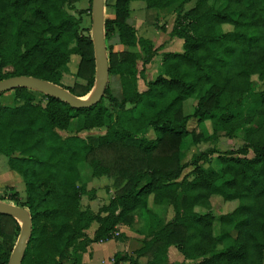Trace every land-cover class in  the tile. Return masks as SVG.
<instances>
[{
  "label": "trees",
  "instance_id": "trees-1",
  "mask_svg": "<svg viewBox=\"0 0 264 264\" xmlns=\"http://www.w3.org/2000/svg\"><path fill=\"white\" fill-rule=\"evenodd\" d=\"M77 1L0 0V80L33 76L77 97L91 91L93 41L81 33L80 19L66 10ZM131 1L153 9L177 4L168 36L183 40L181 50L161 52L156 75L145 80L143 91L137 79L163 46L136 36L129 23ZM190 1H114L113 17L104 19L105 40L115 37L125 49L108 47L109 81L97 104L73 108L47 93L43 103L25 86L13 88L14 105L0 104V155L25 186L24 200L9 186L0 200L27 208L31 217L21 264H84L87 245L112 239L117 225H130L134 212L145 219L143 245L133 253L115 252L111 264H157L158 253L166 256L171 245L189 264H264V0H221L219 5L195 0L184 9ZM74 56V78L82 82L64 86L61 80ZM115 75L121 98L110 88ZM253 76L260 86L253 87ZM247 95L256 108L243 115L236 108ZM193 96V110L185 114L183 103ZM255 116L258 122L244 130L246 143L240 148L224 153L209 148L181 163L183 139H203L196 132L201 125L209 138L219 132L231 136ZM75 118L82 120L79 130L105 126L106 131L63 137L59 130ZM211 158L213 167L205 171L200 163ZM81 163L113 182V195L96 213L81 206L82 196L93 199L96 190L80 182ZM189 165L193 178L181 177ZM212 196L237 204L215 216ZM164 201L175 217L159 227ZM20 231L15 217L0 213V264H8Z\"/></svg>",
  "mask_w": 264,
  "mask_h": 264
},
{
  "label": "rangeland",
  "instance_id": "rangeland-1",
  "mask_svg": "<svg viewBox=\"0 0 264 264\" xmlns=\"http://www.w3.org/2000/svg\"><path fill=\"white\" fill-rule=\"evenodd\" d=\"M115 0H104V18H112L114 15L113 10V4ZM195 0H192L186 4H184V9H189L194 5ZM212 2V0H211ZM221 0H214L215 5H219ZM130 16H129V23L134 27L135 33L137 37H144L152 40L155 43V46H163V49L157 53V55L154 57L153 64L150 66H145V69L143 71V75L145 77L142 78V85L145 86L144 82L145 80L151 79L154 75H156V71H154L158 65L161 62V52L167 51V50H174L180 49V45L175 43H171L173 39H169L168 32L172 29L175 23V18L177 15V4H173L167 8L163 9H153V8H147L142 1H132L130 4ZM66 10L73 14L75 17H78L80 19V28L81 33L84 35H90L92 38V10H91V2L89 0H79L76 3H74L73 6L66 7ZM26 18H32V13L28 12L26 14ZM225 29H228V26H225ZM174 42V41H173ZM183 42V40H181ZM106 45V52L108 54L109 46H112L115 51L123 50L125 49L124 46H121L119 43H117V39L115 37L109 38L105 40ZM137 48V47H136ZM138 49V48H137ZM72 61V66L70 67V71L63 74V78L61 80L62 84L64 86H71L74 82L80 81V79L74 78V69L76 68V64L78 62V57L74 56ZM76 60V61H75ZM142 61L139 59L137 60V67L138 70H141L142 68ZM153 70V73H152ZM145 72V73H144ZM252 85L253 87L260 86V82L256 78V76H253L252 78ZM96 81H97V74H96ZM96 86V82H95ZM94 86V88H95ZM37 96V99L42 101V95L45 94L44 91L38 90V89H32ZM94 90H92L87 96L84 97V99H87L92 96ZM194 99L195 97H190L183 103V111L185 114H189L193 110L194 105ZM43 102V101H42ZM13 100V89H7L4 90L0 94V104L1 105H14ZM44 103V102H43ZM105 103L108 104L107 100H105ZM256 108V105H254L251 101V97L249 95L245 96L243 99L241 105L236 108L241 114L247 115L252 114ZM258 122V117L255 116L253 121L250 122V124H242L239 129L234 132L233 135L228 136L224 132H219L218 135L214 138H209L208 134L206 133V129L204 125H201V128L196 129V132H202L204 134V138L199 141H194L191 137V135L185 137L183 139V143L181 146V163L185 164L188 163L193 155L198 154L200 151L207 150L209 148H213L218 153H224L228 152L230 150H236L240 148L244 143H246L244 130L247 127H252L256 125ZM82 120L80 118L73 119L68 128L65 130H59V133L66 137L71 134H78L81 137L89 138V137H96L98 135L104 134L106 131V127L101 128H92L89 130H79L81 126ZM193 123H190V129L193 127ZM208 129H209V123H206ZM152 135V134H151ZM217 154H214L213 157H215ZM249 156L252 155L251 152L248 154ZM5 161V167L4 164H0V196L6 195L5 193V187L10 184L7 181V178L9 176L13 178L12 180L18 179L22 182V185H17L16 190L19 191V194L21 196H25V190H24V183L22 177L16 173L13 170H10L7 165L6 157L4 155L0 156V162ZM214 159L211 158L209 161H202L200 163V166L205 171H209L213 167ZM192 166H187L183 169L181 177L186 176L188 179L193 178L192 175ZM79 171H80V182L86 186L87 189L94 191V198L91 199L89 196L84 195L81 198V206L82 208H90L94 213H96L99 208L110 199V197L113 195L114 192V186L112 179L102 175V176H95L93 174V170L87 163H81L79 164ZM9 172V173H8ZM9 174V176H8ZM180 177V178H181ZM22 186V187H20ZM10 191V190H8ZM24 200V198H21ZM2 201V200H1ZM3 202H7L4 201ZM237 204V201H223L221 197L218 196H212L211 197V211L215 214V216H218L222 213L228 212L232 210ZM23 207V206H22ZM197 210H203L200 207H197ZM159 220H158V226L163 225L165 222H171L173 221V218L175 217V211L172 207L168 206V202L164 201L162 202L161 207L158 211ZM131 223L128 227L123 226H116L114 231L112 232L111 236L112 239H115L119 237L121 239L120 241L124 242V246L128 249L129 253H133L134 249L141 247L143 245V239H140L136 241L134 238L132 240H129L125 232H130L131 236L132 233L137 232H144L145 230V219L144 216L139 215L137 212L132 213L131 217ZM96 224H93L90 229L87 230V233L89 235L93 234V230L95 228ZM124 230V231H123ZM219 232L218 226L215 223L214 225V234L217 235ZM143 235V234H142ZM144 236V235H143ZM110 240V239H109ZM105 242V241H100ZM176 248V247H175ZM117 249H122L121 246H115L112 245V243L108 245H101L97 249V257H107L110 255L112 251H115ZM175 252H178V256L182 258V253L179 252L177 249H175ZM85 253V252H83ZM158 263L157 264H189L190 261H183L180 262L176 259V261L169 263L167 256L163 254V252L158 253ZM83 258V254H82ZM83 260V259H82ZM111 260V258H110ZM147 260L146 257L143 258V263Z\"/></svg>",
  "mask_w": 264,
  "mask_h": 264
},
{
  "label": "water",
  "instance_id": "water-1",
  "mask_svg": "<svg viewBox=\"0 0 264 264\" xmlns=\"http://www.w3.org/2000/svg\"><path fill=\"white\" fill-rule=\"evenodd\" d=\"M92 10V41L94 48L95 70L97 74L96 86L91 97H77L64 87L45 79L33 76H10L0 80V94L7 89L25 86L38 89L56 98L62 99L73 108H84L97 104L104 95L109 81L108 55L104 33V0H91ZM90 91V92H91ZM89 92V93H90ZM88 93V94H89ZM87 94V95H88ZM86 95V96H87ZM0 213L15 217L21 224V231L10 254L8 264H21L31 230V217L27 208L0 200Z\"/></svg>",
  "mask_w": 264,
  "mask_h": 264
},
{
  "label": "crops",
  "instance_id": "crops-1",
  "mask_svg": "<svg viewBox=\"0 0 264 264\" xmlns=\"http://www.w3.org/2000/svg\"><path fill=\"white\" fill-rule=\"evenodd\" d=\"M132 2V1H131ZM131 2H130V4H131ZM131 9V8H130ZM181 40L182 39H180V38H174L172 41H171V43L173 44V43H175V45L177 46V44L178 45H180V49H177L176 51H179V50H181V47H182V42H181ZM174 41V42H173ZM121 46H123V45H121ZM167 51H174V50H167ZM154 59V58H153ZM152 59V61L150 62V63H148L146 66H150V65H152L153 64V60ZM161 63V62H160ZM160 66V64L158 65V67ZM158 67L154 70V71H157L158 70ZM138 68V67H137ZM145 73V72H144ZM152 73H153V70H152ZM143 77H145V75H142ZM142 76H139L138 77V79H137V86H138V89H139V91H143V90H145L146 89V85L144 86V85H142L143 83H142ZM144 84H145V82H144ZM110 88H111V90H112V93L117 97V98H121L122 97V87H121V82H120V79H119V77L117 76V75H115V76H113L112 78H111V81H110ZM1 156V155H0ZM6 157V156H5ZM6 161H7V157H6ZM0 164H4V167H5V161L3 160V161H1L0 162ZM8 165V164H7ZM9 168V167H8ZM10 169V168H9ZM11 170V169H10ZM9 173V172H8ZM17 173V172H16ZM8 176H9V174H8ZM13 178H11L10 176H9V178H7V181H8V183H10V184H8L7 186H9V187H11L12 188V190H14V191H17L18 193H19V191L18 190H16L15 188H16V186L19 184V185H22V182L20 181V180H18V179H15L14 178V180H12ZM24 183V182H23ZM20 187H22V186H20ZM24 190H25V186H24ZM19 197L20 198H25V196H21V194H19ZM120 226H123V227H128L129 225H125V224H119ZM118 225V226H119ZM117 226V227H118ZM124 231V230H123ZM143 234V232H137V233H132V235L133 236H131V234H130V232H125V235H126V237L129 239V240H132L133 238L136 240V241H138V240H140V239H142L144 236L142 235ZM121 239H123V238H121ZM120 238L118 239H110V240H107V241H105V242H96V243H90V244H88L87 245V247H86V251H85V253H83V260H82V262L84 263V264H111L112 262H111V260H110V258H112V256H113V254L115 253V252H117V251H121V252H128L129 253V251H128V249L124 246L125 244H124V242L123 241H120L121 240ZM111 244L112 243V245H114V243H115V246H121L122 247V249H117V250H115V251H112L111 253H110V255H108L106 258L105 257H102V258H99V257H97V249H98V247L99 246H101V245H108V244ZM139 248V247H138ZM137 249V248H136ZM175 246H173V245H171V246H169L168 247V249H167V252H166V256H167V259H168V261H169V263H171V262H174V261H176V259L178 260V261H180V262H183V261H185V262H187V261H189V260H185V258L182 256V258H180L179 256H178V252H175ZM135 250V249H134ZM144 258V257H143ZM143 258H141L140 260L141 261H143Z\"/></svg>",
  "mask_w": 264,
  "mask_h": 264
}]
</instances>
